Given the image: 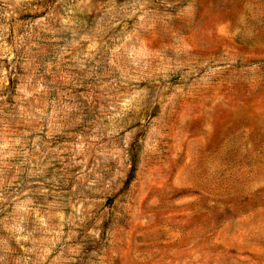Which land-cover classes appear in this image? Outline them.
<instances>
[{
	"label": "rangeland",
	"instance_id": "374dc122",
	"mask_svg": "<svg viewBox=\"0 0 264 264\" xmlns=\"http://www.w3.org/2000/svg\"><path fill=\"white\" fill-rule=\"evenodd\" d=\"M104 3L92 0V7L67 16L57 7L65 19L91 27L99 21L103 28ZM129 3L116 0L118 6ZM26 8L8 9L0 0V11L15 13L7 21L0 16V23L8 25L4 43L12 56V60L0 58L7 72V84L0 90L5 100L0 103L7 105L4 118L9 131L28 133L25 147L29 152L36 135L41 141H48V136L46 122H41L43 131L36 133V123H23L14 107L21 78L27 75L26 59L46 81L42 104L67 102L60 94L72 93L78 105L73 115H81L84 124L83 129L80 124L74 126L77 137L91 139L93 128L101 131L99 126L108 124V114L101 112L100 104H90L86 98L97 100L101 85L114 83L118 92H126L129 85L148 91L147 106L127 129H139L127 150L121 142L109 144L102 136L93 142L90 154L77 156L83 164L68 169L75 175L82 168L96 166L104 182L110 179L105 172L116 175L117 182L106 193L83 192L89 200L103 201L95 213L96 219L102 218L99 237L75 229L78 235L68 244H80L79 252L65 253L57 264H264V0H147L137 16L116 25V37L104 41L115 47L113 40L119 39L120 32L135 31L139 41L129 47L138 53V71L136 65L125 69L110 63V53L104 48L89 59L83 55L88 53L87 42L65 52L57 68L58 57L72 39L71 31L58 32L53 39L54 33L33 28L36 34L26 37L29 26L47 12ZM140 15L145 17L143 27L136 28ZM17 36L25 40L15 47ZM28 43L34 46L31 54L25 51ZM49 64L51 70L46 71ZM62 76H71V81L62 83ZM133 76L140 78L128 79L126 84V77ZM124 135V131L118 133ZM54 139L52 148L74 142L62 131ZM103 152L111 155L105 159L100 155ZM20 159L13 157L9 163ZM27 167L19 174L15 168L5 170L6 194L22 193L39 181L50 192L61 193L56 210L71 213L67 202L74 179L65 184L60 161L50 164L39 177H29ZM38 202L43 205L44 198ZM12 208L7 204L0 217ZM33 219L29 217V229ZM94 222L86 220L85 224L91 228ZM63 231H69L67 224ZM0 236L11 249L0 251L4 256L0 264L35 259L25 253L30 243L18 244L3 228ZM69 255L71 259H66Z\"/></svg>",
	"mask_w": 264,
	"mask_h": 264
},
{
	"label": "clouds",
	"instance_id": "9594fccd",
	"mask_svg": "<svg viewBox=\"0 0 264 264\" xmlns=\"http://www.w3.org/2000/svg\"><path fill=\"white\" fill-rule=\"evenodd\" d=\"M8 9L19 8L21 5H27L25 10L34 13L47 12L40 19L34 21L28 28L25 36L30 37L36 33L32 31L33 28H39L48 32L54 33L53 39H56V33L62 31H71L72 39L66 43L64 50L58 57L57 68L64 60V53H70L81 42L89 44L88 53H84L89 59L95 51L99 49H107L110 53V63L122 65L123 68H128L131 65H136V71L140 69V64L136 59L138 55L134 47H129L130 44L138 43L139 37L135 31L128 33L127 31L119 33V39H114L113 43L117 46L108 47L104 41L112 39L117 36L116 25L123 19L131 20L132 17L137 16L147 0H131V3L124 6H118L116 0H105L101 5L105 9L102 19H104L105 26L101 28L99 21H94L96 27L86 25L83 21H76L73 19H65V16L74 13L76 10H83L92 7V0H3ZM42 5V6H41ZM61 6L65 16L60 14ZM15 15L14 12L0 11V16L5 21L10 16ZM144 15H140L139 21L135 24L136 28L143 27ZM83 33V34H80ZM8 35V25L0 23V58L9 55V46L4 43L5 37ZM136 37V40H133ZM25 37L17 36L15 47H18L20 42L24 41ZM34 46L30 43L26 44L25 51L31 54ZM74 59L79 60V57ZM14 68L15 65H12ZM26 76L21 78V84L17 89V104L14 106L18 109V114L23 123L31 126L33 122L36 127L33 129L36 133L43 131V124H47L48 141H41L40 135H36L30 141L33 146V151L29 152L25 147L29 143L28 133H17L9 131L7 120L4 118V108L6 104L0 103V212L6 210L7 204L13 206L12 212L0 217V228L6 229L9 235L16 240V242H28L31 247L25 248L26 254H31L35 259L30 257L25 260V264H57V260L64 258L65 253L76 254L79 252L80 244L70 245L69 240H75L78 233L75 229L80 228L87 231V235L99 237V228L102 224V218L96 219L95 213L100 211L103 207L102 200H89L83 195L84 191L91 193H106L111 191L110 185L117 182L116 175L105 172V175L110 176L108 182H104L100 172L96 170V166L91 169H83L79 174H72L68 169L77 163L83 164L84 161H78L77 156L84 155L85 157L91 153L92 144L99 140L100 137L106 136L108 143L112 144L114 141L122 143L125 150L132 142V138L139 129L132 127L131 131L127 129L134 123L135 118L141 112V109L147 106L148 91L147 88L139 91L133 90L128 86L126 92L114 91L115 84L101 85L102 92L97 100H93L91 96L86 97L90 104H100L102 113L108 114V124L100 125L101 131L92 129V137L89 139L86 136H75L74 126L77 124L84 128L81 123V115H73L76 113L78 105L75 103V98L71 92L61 93V96L67 97V102L60 100L51 103H41L40 97L47 92L46 81L42 74L37 72V66H34L32 61L26 59L25 62ZM52 65L49 64L46 71L51 70ZM79 67L83 68V62L79 63ZM140 77H126L125 83L128 79H138ZM60 81L68 84L71 81V76L59 77ZM56 81L54 80L53 83ZM7 84V72L3 65H0V90ZM104 89H107L105 91ZM112 93L111 95L109 93ZM5 100V96L0 95V102ZM105 104L107 107H105ZM51 107V111H46ZM63 132L69 140H74L71 144L59 145L52 148L51 144L55 143V134ZM124 131L125 135L120 137L118 133ZM102 147V145H100ZM43 149V150H42ZM100 155L108 158L111 153L103 152ZM13 157H21L17 164H10L9 160ZM59 160L63 165V178L65 184L68 180L74 179L72 184V198L67 202L72 211L68 215L62 210L57 209V201L61 197L60 192H50L49 188L45 187L43 183L37 181L35 187H29L22 193L6 192L3 190L5 180V170L8 168H15L16 173L25 171L24 165H28L26 171L29 177L42 176L45 170L54 161ZM57 178L53 177L55 181ZM15 180V177H13ZM13 181H8L11 184ZM53 199L49 201L48 196ZM44 198V204L38 202V198ZM95 210V212H94ZM101 213V217H102ZM29 217L34 219L31 221L32 227L29 229ZM92 223L91 228L85 224V221ZM69 226V231H63L65 225ZM57 245L60 248L57 249ZM0 251L8 252L11 249L8 247L7 239L0 236ZM4 259L0 255V261ZM71 259V255L66 257Z\"/></svg>",
	"mask_w": 264,
	"mask_h": 264
}]
</instances>
